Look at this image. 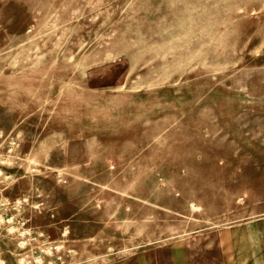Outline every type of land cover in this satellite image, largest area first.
I'll return each instance as SVG.
<instances>
[{
	"label": "rangeland",
	"instance_id": "374dc122",
	"mask_svg": "<svg viewBox=\"0 0 264 264\" xmlns=\"http://www.w3.org/2000/svg\"><path fill=\"white\" fill-rule=\"evenodd\" d=\"M0 254L264 264V0H0Z\"/></svg>",
	"mask_w": 264,
	"mask_h": 264
},
{
	"label": "built area",
	"instance_id": "2783aa9c",
	"mask_svg": "<svg viewBox=\"0 0 264 264\" xmlns=\"http://www.w3.org/2000/svg\"><path fill=\"white\" fill-rule=\"evenodd\" d=\"M3 203H7V204H10L11 201L10 200H4ZM16 203H20L19 200H16V201H13V204H16ZM15 207V206H14ZM8 220V219H7ZM0 264H6V261L4 259L1 258V254H0Z\"/></svg>",
	"mask_w": 264,
	"mask_h": 264
}]
</instances>
